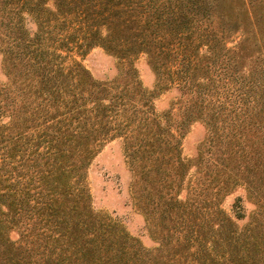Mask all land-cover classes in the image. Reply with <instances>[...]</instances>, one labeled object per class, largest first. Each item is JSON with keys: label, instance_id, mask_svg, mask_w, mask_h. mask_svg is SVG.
<instances>
[{"label": "trees", "instance_id": "1", "mask_svg": "<svg viewBox=\"0 0 264 264\" xmlns=\"http://www.w3.org/2000/svg\"><path fill=\"white\" fill-rule=\"evenodd\" d=\"M0 12V264H264V0H0ZM94 47L121 65L113 81L81 64ZM113 139L151 249L91 207L86 169ZM239 186L254 205L242 225L239 197L232 216L221 207Z\"/></svg>", "mask_w": 264, "mask_h": 264}, {"label": "rangeland", "instance_id": "2", "mask_svg": "<svg viewBox=\"0 0 264 264\" xmlns=\"http://www.w3.org/2000/svg\"><path fill=\"white\" fill-rule=\"evenodd\" d=\"M21 15L23 17V13ZM27 27L29 30L34 29L31 22L27 23ZM79 60L91 76L98 81H113L117 78L121 67L113 56L105 53L99 47L91 48ZM132 66L141 87L148 92L153 91L155 77L146 56L138 55L132 60ZM5 80L0 52V82H5ZM175 95L176 92L173 89L158 94L153 99L155 109L157 111L166 110ZM205 134V125L199 120L193 121L186 127L181 139V155L186 161L195 158L197 147L204 139ZM85 180L90 194L91 207L95 212L105 214L117 222L146 249L155 246V242L147 233L143 216L132 204L129 191L132 174L125 163L119 139L110 140L102 146L88 165ZM238 197L241 199L242 206L239 212L244 217L237 219L236 222L238 225H242L246 221L247 215L254 209V205L245 197L243 187H236L228 193L223 198L221 207L228 215L232 216V205ZM9 236L14 239L16 234L10 232Z\"/></svg>", "mask_w": 264, "mask_h": 264}]
</instances>
